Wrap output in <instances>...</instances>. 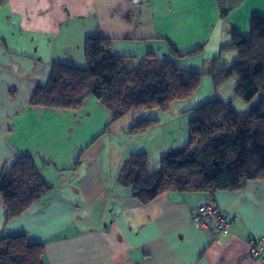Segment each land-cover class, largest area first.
<instances>
[{"label": "crops", "instance_id": "0c3cea01", "mask_svg": "<svg viewBox=\"0 0 264 264\" xmlns=\"http://www.w3.org/2000/svg\"><path fill=\"white\" fill-rule=\"evenodd\" d=\"M255 15L264 16V0H1L0 175L28 155L63 181L15 219L0 199V236L43 242V264H264V180L215 194L228 235L198 230L191 216L202 194L167 192L142 205L118 182L134 151L127 142L106 161L101 137L127 132L111 130L116 121L95 99L78 111L30 106L53 64L84 66L87 38H108L116 55L151 52L197 70L232 32L248 37ZM250 239L262 241L261 256H251Z\"/></svg>", "mask_w": 264, "mask_h": 264}, {"label": "trees", "instance_id": "16d2710c", "mask_svg": "<svg viewBox=\"0 0 264 264\" xmlns=\"http://www.w3.org/2000/svg\"><path fill=\"white\" fill-rule=\"evenodd\" d=\"M222 51L236 55L228 67L218 68L213 57L197 71L151 52L140 59L116 55L108 38H87L84 66L53 64L47 83L35 88L30 106L78 111L93 98L114 122L137 111L166 112L171 103L190 99L204 74L211 76L214 87L235 78V98L249 104L259 95L255 107L238 111L231 101L220 99L194 107L182 150L163 154L157 169L148 168L145 151L132 152L117 176L142 205L167 192L200 193L205 203L213 204L218 192L264 180V16L251 18L248 37L232 32ZM157 121H137L126 132L143 134ZM50 189L32 157L16 158L0 175L7 220L25 214ZM43 256V242L29 240L24 232L0 236V264H43Z\"/></svg>", "mask_w": 264, "mask_h": 264}, {"label": "rangeland", "instance_id": "374dc122", "mask_svg": "<svg viewBox=\"0 0 264 264\" xmlns=\"http://www.w3.org/2000/svg\"><path fill=\"white\" fill-rule=\"evenodd\" d=\"M210 55L206 58L198 60V63L203 60H212L213 57H217V67L223 68L228 67L236 57L233 51L220 52L219 48L215 54ZM195 61L196 60H193L191 62ZM200 67L201 64L197 67V71H199ZM236 84L237 80L235 78H231L214 87L212 85L211 76L204 74L196 93L188 100L171 103L166 112H162L158 109L137 111L117 120L113 123L111 130L120 126V128L125 131L126 126L130 124L128 127H131L135 122L143 119H157L158 121L143 134L132 135L130 133H123V135H117L115 133H111V135L102 136L101 138L105 140L106 143V150L104 151L106 161L108 162L109 159L112 162H115V160L122 155L126 143L130 142L132 145V151L146 152L148 168L157 169L160 165L159 152H162V154L167 153L168 151L176 153L182 150V148L187 144V125L189 120L194 116L193 111L191 110L192 108L214 99H220L224 102L231 101L233 107L238 111H244L256 106L259 100V95L249 104H244L242 101L235 98L234 89ZM132 139H135L137 143H135V141H130ZM42 174L47 182L52 185L50 192H57L59 185L53 186V184L58 182L61 178L51 176L49 170H45ZM60 181L63 180L61 179Z\"/></svg>", "mask_w": 264, "mask_h": 264}, {"label": "built area", "instance_id": "2783aa9c", "mask_svg": "<svg viewBox=\"0 0 264 264\" xmlns=\"http://www.w3.org/2000/svg\"><path fill=\"white\" fill-rule=\"evenodd\" d=\"M191 218L193 226L198 230L210 229L213 226L215 235L225 236L229 234V221L211 203L199 205L192 212ZM249 246L251 256L262 255L263 244L261 240L250 239Z\"/></svg>", "mask_w": 264, "mask_h": 264}]
</instances>
